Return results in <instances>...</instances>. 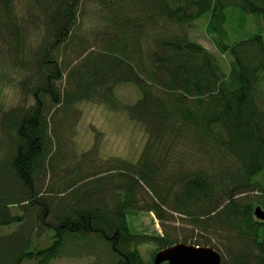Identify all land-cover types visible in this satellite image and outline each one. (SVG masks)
Here are the masks:
<instances>
[{"label":"trees","instance_id":"1","mask_svg":"<svg viewBox=\"0 0 264 264\" xmlns=\"http://www.w3.org/2000/svg\"><path fill=\"white\" fill-rule=\"evenodd\" d=\"M231 8L259 31L231 41ZM207 13L226 67L190 35ZM126 83L141 92L132 105L116 95ZM83 102L143 125L136 163L73 150ZM262 173L264 0H0V228L15 226L0 264H154L181 241L175 215L221 264H264ZM141 212L161 235L134 232Z\"/></svg>","mask_w":264,"mask_h":264},{"label":"rangeland","instance_id":"2","mask_svg":"<svg viewBox=\"0 0 264 264\" xmlns=\"http://www.w3.org/2000/svg\"><path fill=\"white\" fill-rule=\"evenodd\" d=\"M228 13L232 16V22H230L229 27L231 41L234 38H243L259 31L261 19L257 15L244 13L238 8H231L228 10ZM210 16L211 14L207 13L194 21L189 27V32L194 40H197L203 46L214 52L224 64V67H226V58L217 51L211 35L207 32ZM252 27H254V30L249 31L252 30ZM5 93L11 103H18L19 97L13 90V86L7 89ZM116 95L122 103L132 105L140 98L141 92L135 84L126 83L117 86ZM77 107L80 111L79 117L74 127L70 126L71 130L72 128L74 129L72 135L75 138V148L73 150L77 154H82L90 150L93 146H96L99 156L102 158L115 156L134 163L140 159L147 142V134L141 123L131 120L126 111H115L107 105L83 102L77 104ZM65 149L72 151V147ZM258 179L264 180V173ZM181 219L179 215H175V219L168 222V224L172 227H179L181 231L180 243L194 245L190 239V234H187V225ZM129 223L134 232L139 231L148 234L159 233L160 235L163 233L161 222L153 214L141 212L136 216H130ZM14 228V225L1 227L0 233L11 232ZM182 229L186 232H183ZM185 239L187 240L186 242L184 241ZM152 247L154 248V246ZM150 250L151 246L146 244L141 246V253L145 259H148ZM220 250L221 252L223 251L221 247ZM91 261L92 259L89 257L63 258L53 260L51 264H90Z\"/></svg>","mask_w":264,"mask_h":264},{"label":"water","instance_id":"3","mask_svg":"<svg viewBox=\"0 0 264 264\" xmlns=\"http://www.w3.org/2000/svg\"><path fill=\"white\" fill-rule=\"evenodd\" d=\"M257 219L264 222V210L255 209ZM222 255L210 247H198L179 243L159 251L154 257V264H221Z\"/></svg>","mask_w":264,"mask_h":264}]
</instances>
